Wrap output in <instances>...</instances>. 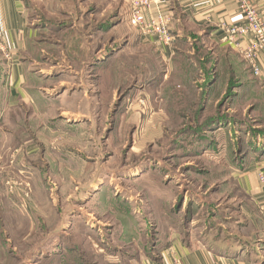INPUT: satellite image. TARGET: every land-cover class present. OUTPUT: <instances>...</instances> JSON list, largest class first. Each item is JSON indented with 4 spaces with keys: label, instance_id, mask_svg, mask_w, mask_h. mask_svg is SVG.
<instances>
[{
    "label": "rangeland",
    "instance_id": "374dc122",
    "mask_svg": "<svg viewBox=\"0 0 264 264\" xmlns=\"http://www.w3.org/2000/svg\"><path fill=\"white\" fill-rule=\"evenodd\" d=\"M24 5L26 48L0 39V264H161L172 234L232 238L234 173L264 154L244 59L179 12L163 57L124 0Z\"/></svg>",
    "mask_w": 264,
    "mask_h": 264
},
{
    "label": "crops",
    "instance_id": "0c3cea01",
    "mask_svg": "<svg viewBox=\"0 0 264 264\" xmlns=\"http://www.w3.org/2000/svg\"><path fill=\"white\" fill-rule=\"evenodd\" d=\"M24 1L0 0V39L3 48L12 53L23 51L31 35ZM249 1L264 21V0ZM158 8L171 19L179 12L205 35L210 44L226 46L242 58L252 42L250 34L238 38L235 44L222 42L225 35L221 25H238L243 21V14L234 0H162ZM148 15H145L147 20ZM169 49L161 48L163 57L169 55ZM257 65L260 74L254 78L264 84L263 52L257 54ZM12 71L15 79L21 81L23 74L19 65H13ZM253 157L245 160L244 166L234 173L238 189L247 199L242 213L244 218L237 222L235 235L228 239H209L208 235L202 234L193 241L172 234L161 264H264V182H260L259 176L264 175V159H261L264 154Z\"/></svg>",
    "mask_w": 264,
    "mask_h": 264
},
{
    "label": "built area",
    "instance_id": "2783aa9c",
    "mask_svg": "<svg viewBox=\"0 0 264 264\" xmlns=\"http://www.w3.org/2000/svg\"><path fill=\"white\" fill-rule=\"evenodd\" d=\"M162 0H124L130 10L131 23L148 38H153L160 48L169 47L173 38L170 32V18L158 8ZM243 14V21L238 25H221L225 37L223 43L235 44L238 38L252 35V42L243 52L251 73L257 77L260 74L257 65L258 52L264 53V21L256 7L249 0H234ZM148 15V20L145 15ZM260 182H264V175L260 174Z\"/></svg>",
    "mask_w": 264,
    "mask_h": 264
}]
</instances>
